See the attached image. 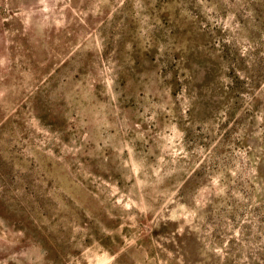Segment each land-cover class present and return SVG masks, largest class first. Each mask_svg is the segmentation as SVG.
Masks as SVG:
<instances>
[{
  "label": "rangeland",
  "instance_id": "obj_1",
  "mask_svg": "<svg viewBox=\"0 0 264 264\" xmlns=\"http://www.w3.org/2000/svg\"><path fill=\"white\" fill-rule=\"evenodd\" d=\"M0 264H264V0H0Z\"/></svg>",
  "mask_w": 264,
  "mask_h": 264
}]
</instances>
